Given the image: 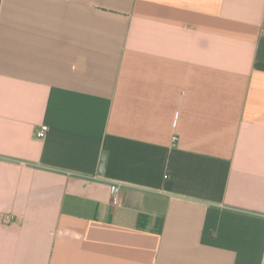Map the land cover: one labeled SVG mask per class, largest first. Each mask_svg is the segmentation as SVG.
I'll return each mask as SVG.
<instances>
[{
  "label": "crops",
  "instance_id": "1",
  "mask_svg": "<svg viewBox=\"0 0 264 264\" xmlns=\"http://www.w3.org/2000/svg\"><path fill=\"white\" fill-rule=\"evenodd\" d=\"M0 264H264V0H0Z\"/></svg>",
  "mask_w": 264,
  "mask_h": 264
},
{
  "label": "built area",
  "instance_id": "2",
  "mask_svg": "<svg viewBox=\"0 0 264 264\" xmlns=\"http://www.w3.org/2000/svg\"><path fill=\"white\" fill-rule=\"evenodd\" d=\"M48 132V127L46 125H41L37 131L35 132V137L38 139H42L45 137L46 133ZM111 191H112V203L113 205H118L119 204V186L113 185L111 186Z\"/></svg>",
  "mask_w": 264,
  "mask_h": 264
}]
</instances>
